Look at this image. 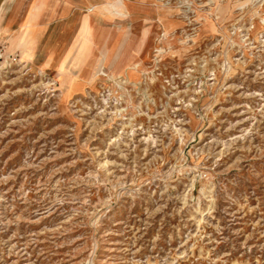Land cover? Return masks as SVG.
Masks as SVG:
<instances>
[{
	"label": "rangeland",
	"instance_id": "1",
	"mask_svg": "<svg viewBox=\"0 0 264 264\" xmlns=\"http://www.w3.org/2000/svg\"><path fill=\"white\" fill-rule=\"evenodd\" d=\"M53 1L0 0V264H264V0Z\"/></svg>",
	"mask_w": 264,
	"mask_h": 264
},
{
	"label": "bare ground",
	"instance_id": "2",
	"mask_svg": "<svg viewBox=\"0 0 264 264\" xmlns=\"http://www.w3.org/2000/svg\"><path fill=\"white\" fill-rule=\"evenodd\" d=\"M61 0H54L53 2H52V5L50 6V9L49 10H52L53 11V14H54V12H55V10H56V8H57V6L59 5V2H60ZM10 2V1H9ZM47 2H46V0H44V2H43V4H41V5H43L42 6V8L44 7V6H46L45 8H48L49 6V4L47 3V5H45ZM25 4V3H24ZM61 4V3H60ZM68 4V3H67ZM67 4H66V6H65V10H64V12H63V14H65L66 15V13L70 10V8L69 7H67ZM9 6V5H8ZM68 6H69V4H68ZM28 7H29V5H27V7H26V9H28ZM62 7V6H61ZM67 7V8H66ZM39 8V7H38ZM25 9V10H26ZM60 9V8H59ZM80 13H83L82 12V8H81V11H80ZM40 14L42 15L43 13H36L35 11L32 13V14H30V22L29 23H36L37 22V20H38V18L37 17H39L40 16ZM52 14V15H53ZM67 15H68V13H67ZM23 16L25 17L26 16V14L24 15L23 14ZM93 16H95V15H92V13H90L88 16L86 15V17H85V19H86V23L84 24V28L85 27H87V25H88V27L90 26V24H92L93 22H92V19L94 18ZM95 18H96V16H95ZM77 25V24H76ZM25 28H24V30L19 34V36L17 37V40H16V46H17V48H19L22 52H23V54L26 56V55H29V53H30V48H31V46H30V43H29V41H30V36L31 35H33L34 34V32L32 31V29H31V24H30V26H27V25H25L24 26Z\"/></svg>",
	"mask_w": 264,
	"mask_h": 264
},
{
	"label": "crops",
	"instance_id": "3",
	"mask_svg": "<svg viewBox=\"0 0 264 264\" xmlns=\"http://www.w3.org/2000/svg\"><path fill=\"white\" fill-rule=\"evenodd\" d=\"M60 3H61V5H62V8H61V9H63V11H64L67 2H66V1H65V2H62V0H61V1L59 2V5H60ZM59 5H58V6H59ZM58 6H57L55 12L58 11V9H59ZM67 7H69L68 4H67ZM67 7H66V8H67ZM55 12H54L53 19L55 18ZM64 16H65V15H64ZM53 19H52V20H53ZM52 20H50V21H52ZM63 20H65V19L59 20L58 22H62ZM50 21H49V22H50ZM54 25H57V22H56ZM52 30H53V29H52ZM47 33H48V26H47ZM51 33H53V35H55L56 37H62V38H63V39H62V38L58 39V41L62 42V41L65 40L66 32H65L64 29H62V28H60V27H59V28H54V31H52ZM51 33H50V34H51ZM61 40H62V41H61ZM66 47H67V46H66ZM66 47H65V49H64L65 51H66V49H68L69 46H68L67 48H66ZM63 54H64V51H63ZM56 67H57V64H56Z\"/></svg>",
	"mask_w": 264,
	"mask_h": 264
}]
</instances>
